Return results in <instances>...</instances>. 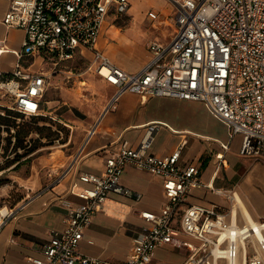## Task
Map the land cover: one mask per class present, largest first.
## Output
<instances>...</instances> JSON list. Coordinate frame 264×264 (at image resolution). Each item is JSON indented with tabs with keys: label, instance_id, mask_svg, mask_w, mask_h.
Here are the masks:
<instances>
[{
	"label": "built area",
	"instance_id": "obj_1",
	"mask_svg": "<svg viewBox=\"0 0 264 264\" xmlns=\"http://www.w3.org/2000/svg\"><path fill=\"white\" fill-rule=\"evenodd\" d=\"M170 1L175 7L170 38L149 40V58L129 71L97 47L107 16L123 14L128 0H9L2 21L25 32L18 58L40 56L50 72L28 71L19 61L9 75L0 72V95L10 99L0 106L27 116L41 113L50 75L65 73L68 62L87 50L92 53L87 70L116 87L107 107L127 90L201 100L227 125L230 136L242 135V153L258 152L264 143V0ZM2 51L0 46V55ZM155 127L148 124L147 131ZM147 148L146 140L137 146L123 141L106 157L101 173L79 172L80 201L62 200L68 208L65 225L50 230L41 255L30 257V264H147L162 245L185 248L181 264H264V221L240 222L231 207L222 210L215 204L181 208L193 187L222 190L203 182L195 164L179 161L180 147L162 155ZM126 165L160 176L167 201L158 211H140L142 230L125 259L115 263L82 253L78 244L110 192L133 194L120 183ZM23 203L0 207V229Z\"/></svg>",
	"mask_w": 264,
	"mask_h": 264
},
{
	"label": "crops",
	"instance_id": "obj_2",
	"mask_svg": "<svg viewBox=\"0 0 264 264\" xmlns=\"http://www.w3.org/2000/svg\"><path fill=\"white\" fill-rule=\"evenodd\" d=\"M163 3L164 0H128L123 14L111 13L107 16L98 36L97 47L118 66L129 71L139 69L149 58V52L146 47L143 58H140L129 47V41L137 37L132 33L139 36L146 34L143 21L147 8L161 7ZM170 3L173 17L175 7ZM8 4L9 0H0V46L3 47L0 72L4 76L9 75L17 61L28 71L50 72V64L40 56L24 55L18 58L17 52L21 49L25 32L20 27L3 23L2 17ZM126 15H133L135 25L117 32L118 27L110 20ZM116 36L117 43L114 42ZM83 51V55L69 62L86 59L88 63L92 53ZM134 57H139V64L135 63ZM60 74L55 72L50 75L47 88L52 77ZM108 84L104 88L105 101L86 121L84 135L67 172L58 181L24 200L22 207L1 227L0 264H30V257L40 256L42 244L50 238V230L62 229L65 225L68 208L62 200L68 199L73 204L80 201L77 190L82 182L78 180V173H101L106 157L115 153L123 141L137 146L146 140L147 150L159 155L169 154L180 147L179 161L184 165L195 164L203 182H210L214 188L222 190V193H217L207 187H193L181 203V208L188 204H215L222 210L231 207L240 222L249 216L253 220L264 221V143L258 152L242 153V135L236 133L230 136L227 125L211 113L201 100L166 95L146 96L127 90L118 95L114 106L107 107L116 90L114 85ZM9 102L7 95H0V104ZM152 123L156 127L148 132L147 126ZM92 128L94 131L89 133ZM120 183L130 188L133 194L110 192L103 207L93 213L78 244L82 253L115 263L125 259L133 238L142 230L144 220L140 211H158L167 201L162 178L132 165L123 168ZM182 237L192 240L187 235ZM175 250L180 251V255L174 261L164 263L181 264L187 251L171 245L158 246L147 264H153V259L163 258L166 253H174Z\"/></svg>",
	"mask_w": 264,
	"mask_h": 264
},
{
	"label": "rangeland",
	"instance_id": "obj_3",
	"mask_svg": "<svg viewBox=\"0 0 264 264\" xmlns=\"http://www.w3.org/2000/svg\"><path fill=\"white\" fill-rule=\"evenodd\" d=\"M171 9L170 0H164L161 7L147 8L143 21L146 34L139 36L132 33L137 36V40L131 38L129 41V47L140 58L146 52L147 41L154 38L166 41L170 38L173 13ZM110 23L118 27L117 32L135 25L133 15L110 20ZM114 40L117 43V36ZM137 59L139 57H134L135 63L139 64ZM68 64L69 68L65 73L52 77L43 97L42 113L19 116L12 111H5L4 107L0 108V113L11 122V143L4 153L2 145L7 143L5 137L9 132L6 125L0 123V164H3L0 169V207H18L24 200L58 181L67 172L66 169L84 135L86 121L105 101L104 88L109 84L87 70V60L79 59ZM16 129L25 134L23 144L32 149L18 157L16 152H24V149L13 144ZM179 253L181 252L178 250L174 253L168 252L163 258L153 259L152 263L165 264L164 262L174 261Z\"/></svg>",
	"mask_w": 264,
	"mask_h": 264
},
{
	"label": "trees",
	"instance_id": "obj_4",
	"mask_svg": "<svg viewBox=\"0 0 264 264\" xmlns=\"http://www.w3.org/2000/svg\"><path fill=\"white\" fill-rule=\"evenodd\" d=\"M0 108H1V106H0ZM4 109H5V111H8V112L12 111V112L16 113V115H19V116L22 115L20 112L11 110L10 108H4ZM7 120H8V118H6V116L4 114L0 113V123H3L4 125H6L5 126L6 130L9 132V135H7L5 137L6 140H7V143L2 145V148L4 150L3 153L7 150L8 145L11 143V137H10L11 136V133H10L11 122H8ZM12 125L15 126V123H12ZM13 136L15 137V142L13 143L14 146H19V147H22L24 149V152H19V153L16 152L17 157L23 155V153H25L26 151H32L30 146L27 147L26 144H23L25 134H23V133L21 134L19 129H16L15 133L13 134ZM0 139H1V133H0ZM2 167H3V164H0V169Z\"/></svg>",
	"mask_w": 264,
	"mask_h": 264
},
{
	"label": "bare ground",
	"instance_id": "obj_5",
	"mask_svg": "<svg viewBox=\"0 0 264 264\" xmlns=\"http://www.w3.org/2000/svg\"><path fill=\"white\" fill-rule=\"evenodd\" d=\"M244 208V207H243ZM245 209V208H244ZM249 216V215H248ZM247 220L248 221H250L252 224H254L255 225V222H254V220L253 219H251V217L249 216L248 218H247Z\"/></svg>",
	"mask_w": 264,
	"mask_h": 264
}]
</instances>
